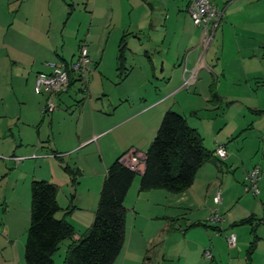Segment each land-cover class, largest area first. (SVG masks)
I'll return each instance as SVG.
<instances>
[{"label":"rangeland","instance_id":"374dc122","mask_svg":"<svg viewBox=\"0 0 264 264\" xmlns=\"http://www.w3.org/2000/svg\"><path fill=\"white\" fill-rule=\"evenodd\" d=\"M114 6L110 16L103 9H96L92 15L91 9L85 10L79 2L73 10H68L62 1H53L52 25L49 30L46 21L44 31L46 34L49 32L51 41L61 38L59 46H63V55L67 59L76 54L78 46L83 43L91 49L94 58H90L93 63L83 74L85 84L75 82L69 95L48 115L42 113L45 96L36 93L31 83L23 90H15L14 100L6 102L5 114L0 117V231L3 223L13 221L9 226L12 233L7 232L13 243L12 247L0 248V259L11 253L13 264H25L23 250L29 224L27 210L30 209V191L26 186L31 178L52 181L50 183L57 187L61 208L67 205L71 194L79 192L80 196L81 192L83 198L86 187L94 186V169L101 166V157L105 165H111L119 151L133 147L144 153L159 125L160 120L153 122L154 113L158 110L170 107L171 111L183 115L189 126L198 131L206 149L212 150L215 142L223 143L229 151L235 149L239 153L245 166L259 164V161L264 166L261 142L264 136V75L252 72L248 78L243 74L241 77L231 76L240 80L233 84L219 83L217 89L215 85L213 92L217 99L211 96V83L216 82L211 75H205L203 80L200 76L196 87L192 85L195 80L186 86L184 82L188 76L179 77L182 90L161 107L151 109L153 107L148 105L152 97L155 94L166 96L177 82V76L170 80L169 74L161 75L156 69L152 71L138 43L128 44L126 35L123 72L130 67L132 72L128 78L120 80L117 71L120 38L112 32L109 19L126 18L129 8L118 1ZM94 62H98L97 68ZM122 102L125 104L120 105ZM106 127L112 128L100 135ZM53 151L61 153L59 161L48 155ZM15 157H18L17 161L13 160ZM214 164H206L197 177L194 207L186 204L173 206L170 200L165 199L166 192L151 191L150 194H157L151 200L152 207H149L153 212L148 214L142 208L136 218L134 225L140 231L141 247L129 254V264H264L263 241L254 238L249 223L240 224L252 214L260 218L264 216V205L260 203V200L264 202V194L253 196L245 193L242 184L244 173L239 162L238 169L222 173L223 187L215 182L207 191L205 183L218 175V166L225 170L224 162L216 160ZM64 167L77 172L75 188L72 187V176ZM138 178L136 176L135 179ZM218 191L221 192V202L215 205L213 196ZM144 194L148 193H140L141 196ZM4 199L10 208L8 216L4 211ZM198 206L209 209L212 214L205 213ZM15 207L18 210L13 212ZM215 214L221 218L219 222L210 221ZM223 224L226 228L229 224L232 226L231 231L237 237L234 248L229 247L222 232L215 230ZM263 232L264 227H259V236ZM252 242L254 248L247 255ZM66 244L64 241L58 246L53 256L54 264H62ZM205 251L213 259H206Z\"/></svg>","mask_w":264,"mask_h":264},{"label":"crops","instance_id":"0c3cea01","mask_svg":"<svg viewBox=\"0 0 264 264\" xmlns=\"http://www.w3.org/2000/svg\"><path fill=\"white\" fill-rule=\"evenodd\" d=\"M53 1H62L68 6V10H73L74 6L79 2L83 5L85 10H87V8L91 9L92 15L95 14L96 9H103L107 11L109 16L112 15L110 14V11H113L116 1L127 5L129 8V14L126 18L119 17L114 21L112 18L109 19V25L113 26L112 32L115 37L121 39L127 35L128 44L132 46L137 42L140 48L139 50L143 52V56L149 60L152 71L156 69L155 71L159 72L161 75L169 74L170 80H173L172 78L174 75L177 76V82L166 96L163 97L160 94H155L152 97L153 99L148 105L150 108L153 107L151 109L161 107L162 104L175 98V93L181 91L183 87L181 84L182 81L179 80V77L184 78L185 76H188V79H190L193 72L195 75V81H190V83L193 82V87L197 86L200 76L202 77L200 80H203V77L211 75L216 81V84L212 82L211 85L213 84L214 88L216 85V89L219 86V83L233 84L234 81L237 82L240 80V78L238 80L230 78L233 75H239L241 77V74H243L246 78H248L252 72L254 75H264V0H210L212 6L220 13V17L217 22L212 23L211 28L209 29L208 34L210 35V38L207 44L204 42L206 36L202 28L194 26L187 13L189 0H0V30H2L0 33V117L5 114L4 108H6V102L9 99L14 100L15 90H23L29 87L30 83L31 86L34 87L36 76L39 73L49 72V68L46 66L47 63L68 62L74 60L78 54V51H76V54H73L67 59L63 55V46H59V41L62 42L61 38L60 40L51 41L49 32L46 34L44 31L46 21H48L49 30L52 25ZM11 6L13 7L11 8ZM133 12H135L134 15ZM86 48L90 58H94L90 51L91 49L89 47ZM97 66L98 62H94V67L97 68ZM131 72L132 68L130 67L129 70H126L124 80L130 76ZM75 82L85 84L84 76L72 75L68 91L55 99L56 106L57 103H61L62 100L69 95L68 93ZM45 99L42 104H44ZM123 104L125 103L122 102L120 105ZM168 104L170 106V103ZM169 108L170 107H168V109ZM166 110L167 109H164V111H156L154 113L153 122L155 123L156 120L157 123L158 120L161 121ZM109 112H111V109ZM103 122L105 123V120ZM151 126L153 127V123ZM111 128H104L100 135L108 133ZM222 145L226 150V159L220 161L214 154L213 156L215 160L224 162L225 170L223 171L221 166H218V175L214 179L209 180L208 183H205V189L208 191L215 182H219V186L221 185V187H223V183L221 182L222 173L225 174L231 169H238L237 165L239 162L244 173L242 184L246 174L254 166H259L260 180L258 188L261 187V191L259 188L258 196L261 193L264 194V166L261 165L262 162L259 161V164L245 166L241 156L239 153L235 152V149H230L229 151L226 144L222 143ZM213 147L214 148L210 150L212 152L215 150V144H213ZM262 149L264 150L263 145ZM129 150L137 151V149L133 147L122 152L119 151V155H117L115 159ZM55 153L58 155L61 154L57 151H53L48 155H53L54 157ZM209 163L214 164L212 161L205 163L197 171L192 185L187 190L180 194H170L166 192L167 195L165 196V199L167 198L170 200L171 205L177 207L181 206V204H186L191 207L196 206V190H194L195 183L198 175L200 176L205 165ZM108 164L109 163L105 165L103 157H101V166H95L94 169V186L89 189L86 187L87 190L82 194L83 198L81 197V192L80 196L79 192L77 195L71 194L67 205L63 208L59 206L61 211L57 213L56 216H58V218L65 216V219L74 229V239L81 237V235L90 228L93 222L101 184L107 168L110 165ZM206 167L209 168V166ZM36 176L35 178H40L39 176ZM33 179L34 178H31L27 182V189L30 187V182ZM76 184H78V182H76ZM75 185H72V187L75 188ZM138 188L139 178L138 180L135 179L133 181L124 201L127 210L125 242L120 255L113 264H129L130 260H127L129 254H132L137 248L141 247V242L139 243L138 238L140 231L134 225L136 218L142 212V208H144L146 212H149L148 214H152L153 208L149 207H152L153 198L157 194L150 193L151 191H163H139ZM223 190L224 189H222V191ZM143 192L148 194H144L145 197L141 196L142 194L140 195V193ZM135 193L136 199L133 201V195L135 196ZM141 197H144V199H141ZM58 199L57 193L56 201L59 205ZM6 200L7 199H4L6 203L4 211L7 214L6 216H8L10 208H8ZM260 203L262 206L264 205V202L261 200ZM66 209L71 210L70 214H63ZM199 209H203L207 214H212L210 210L205 207H199ZM15 210H18V208L12 209L13 212ZM27 212L29 213L28 210ZM252 216L251 217L254 218V223H258L259 221L260 225L258 228L264 227V216L261 218L254 214H252ZM129 222H132V224L128 225ZM232 222L234 223L237 221ZM8 223L9 224L3 223V229L0 231L1 250L8 246L12 247L13 239L10 233L7 234V232L12 231L11 228L9 230V226H11L13 221ZM231 227L232 226L229 224L226 228V225L223 224L219 227H215V230L219 233L222 232L226 237L229 232H232ZM251 228L252 226H250V232ZM256 235L258 236V239L261 240L262 234L259 236L256 232ZM68 245L69 241H67V244L65 245V251ZM10 255L11 253H9L6 258L1 256L0 264H13L14 262ZM211 259H213V257Z\"/></svg>","mask_w":264,"mask_h":264},{"label":"trees","instance_id":"16d2710c","mask_svg":"<svg viewBox=\"0 0 264 264\" xmlns=\"http://www.w3.org/2000/svg\"><path fill=\"white\" fill-rule=\"evenodd\" d=\"M125 48L122 37L117 51L120 80H124L126 75L123 72ZM213 87L212 84L211 96L217 99ZM127 152L107 168L93 222L78 239H74V229L65 216L56 218L61 211L56 201V185L45 180H31L29 224L23 250L25 264H54L53 256L63 241H69V245L62 264H113L124 246L127 215L124 201L136 176H139V191L163 190L180 194L192 185L197 171L205 163L216 161L214 152L202 145L199 133L188 125L183 115L171 109L164 112L153 140L143 153L144 170L140 175L121 163L122 156ZM54 157L60 160V155L55 153ZM63 169L72 176V185H75L77 172L73 173L67 167ZM70 212L66 209L64 215ZM241 223H249L251 234L258 239L256 232L259 224L254 223V218ZM254 242L247 255L253 250Z\"/></svg>","mask_w":264,"mask_h":264},{"label":"built area","instance_id":"2783aa9c","mask_svg":"<svg viewBox=\"0 0 264 264\" xmlns=\"http://www.w3.org/2000/svg\"><path fill=\"white\" fill-rule=\"evenodd\" d=\"M187 13L194 26L202 28L205 39V44L208 43L210 35L209 29L213 22H217L220 17L218 10L212 6L210 0H189L187 6ZM91 59L86 48V45L81 44L78 49V54L74 60L68 62H50L46 66L49 68L47 73H39L35 78L34 90L36 93L44 94L45 104L42 113L51 114L56 109L55 99L66 93L70 86V75H83L89 70ZM195 80L194 72L191 74L190 79L185 81V85H189L190 81ZM264 147V136L261 139ZM215 144L214 155L215 157L223 161L226 159L227 154L224 146L217 142ZM17 161V158H14ZM121 163L129 170L141 174L144 170V154L135 150H129L121 158ZM260 180V168L254 166L245 176L243 182V188L246 193H251L253 196H258L259 188L258 183ZM215 205H219L221 202L220 191L213 197ZM221 218L216 214L210 218L211 222H218ZM227 243L230 248H234L237 243V237L233 232H230L226 236ZM261 240L264 243V232L261 235ZM206 259H211V255L208 251L204 252Z\"/></svg>","mask_w":264,"mask_h":264}]
</instances>
